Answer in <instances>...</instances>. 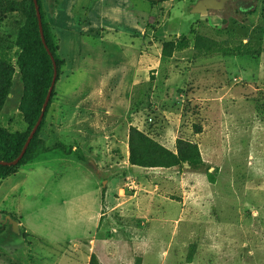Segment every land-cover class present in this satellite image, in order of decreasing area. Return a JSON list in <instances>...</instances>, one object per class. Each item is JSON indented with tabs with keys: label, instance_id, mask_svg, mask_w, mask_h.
I'll return each instance as SVG.
<instances>
[{
	"label": "rangeland",
	"instance_id": "obj_1",
	"mask_svg": "<svg viewBox=\"0 0 264 264\" xmlns=\"http://www.w3.org/2000/svg\"><path fill=\"white\" fill-rule=\"evenodd\" d=\"M57 1L55 33L48 24L57 80L67 62L77 101L114 127L97 158L80 163L98 193L73 170L36 197L16 190L29 233L16 216L3 224L0 264H87L92 253L100 264H264V0L204 12L192 10L199 0H40L44 19ZM26 6L0 0V61L13 68L0 112L8 132L26 130L31 108L16 65ZM164 41L174 42L168 58ZM57 80L41 129L54 118ZM84 114L91 128L102 121ZM130 126L170 150L178 138L195 143L204 166L130 165Z\"/></svg>",
	"mask_w": 264,
	"mask_h": 264
},
{
	"label": "trees",
	"instance_id": "obj_2",
	"mask_svg": "<svg viewBox=\"0 0 264 264\" xmlns=\"http://www.w3.org/2000/svg\"><path fill=\"white\" fill-rule=\"evenodd\" d=\"M36 1L39 7L45 43L48 51L53 57L56 67V81L63 62L59 59L57 54L58 47L53 42L52 36L48 30V24L44 19L41 2L40 0ZM21 9L25 14L26 19L17 36L19 53L17 55L16 65L21 75L24 87L27 92L32 93L31 108L26 116L27 128L24 132H8L0 129V161L2 162H11L19 155L31 128L40 114L42 104L53 76L52 61L40 39L33 0H27V6ZM173 48L174 42H162L160 51L161 56L164 58L170 57ZM245 54H248V52L242 48H238L236 50V55ZM12 74L13 68L0 61V112L11 91ZM52 95L53 90L51 91L50 98ZM50 98L46 105L43 118L18 163L15 165L0 164V180L15 174L20 167L34 160L40 154L52 151L61 152L63 155L78 163H88L89 165V159L79 149H73L72 146H66L60 141H57L52 145H46L44 140L39 137V131L43 124ZM127 145L128 163L132 166L165 169L172 167L181 168L184 164L194 169L204 166V162L201 159L197 145L182 138L176 139L175 149L170 150L156 142L148 135L144 134L142 131L138 130L136 127L130 126L127 135ZM104 193L105 187H102V199L104 197ZM4 228L5 226L0 228V233ZM87 264H100V262L98 261L96 255L92 253L89 256Z\"/></svg>",
	"mask_w": 264,
	"mask_h": 264
},
{
	"label": "crops",
	"instance_id": "obj_3",
	"mask_svg": "<svg viewBox=\"0 0 264 264\" xmlns=\"http://www.w3.org/2000/svg\"><path fill=\"white\" fill-rule=\"evenodd\" d=\"M57 7L58 1L53 9L48 12L47 18H45L46 23L50 25L53 32L52 12ZM67 67V62H65L62 73L55 85L56 99L58 100L51 113L54 118L50 117L48 119L45 126L41 129L40 137L46 145H52L60 141L66 146H72L73 149H79L91 161L90 159L97 158L95 152H99L100 148L106 145L107 140H109L107 136L111 134V127H114V123L111 125L110 120L112 118L101 114V110H98L101 111L98 113L97 109L91 108L93 110H90V107H83L82 102L77 101L75 95L79 94L77 92L79 86L71 82L75 69L66 70ZM68 95H72L71 100L70 97H67ZM84 110L93 111L94 114L100 115L99 117H101L102 121L99 120V123H96L91 128L86 124L87 117L84 114ZM66 170H73L84 175L83 177L90 182L94 192L98 193L96 178L80 163L58 151L40 154L34 160L20 167L15 174L0 180V226L2 227L6 221L11 222V218L13 219L16 216V219L14 218L16 223L14 224L23 227L28 232L21 217H18L15 201H13L16 196V190L25 196L36 197L41 191L46 189L50 180L58 182L64 178ZM74 206L77 209L80 208V206ZM96 211L97 208L94 212ZM2 213L5 214L3 215Z\"/></svg>",
	"mask_w": 264,
	"mask_h": 264
},
{
	"label": "water",
	"instance_id": "obj_4",
	"mask_svg": "<svg viewBox=\"0 0 264 264\" xmlns=\"http://www.w3.org/2000/svg\"><path fill=\"white\" fill-rule=\"evenodd\" d=\"M149 1H154V2H159V1H163V0H149ZM226 0H199L196 2V4L193 6L192 10L195 11V12H204L206 11L207 9H216V8H220L223 6L224 2ZM33 3H34V8H35V14H36V18H37V23H38V27H39V34H40V39H41V42L42 44L44 45V48L47 50L49 56H50V59L52 61V65H53V76H52V80H51V84L49 86V89H48V92L45 96V99H44V102L42 104V108H41V111H40V114L35 122V124L33 125V127L31 128L27 138H26V141L19 153V155L11 162H2L0 161V164H3V165H15L18 163V161L21 159V157L23 156L25 150H26V147L27 145L29 144L30 140L32 139L33 135L35 134L42 118H43V114H44V111H45V108H46V105L48 103V100L50 98V94H51V91L53 89V86L55 84V78H56V67H55V63H54V60H53V57L52 55L50 54V52L48 51L47 49V46H46V43H45V39H44V35H43V31H42V26H41V17H40V12H39V7L37 5V1L36 0H33Z\"/></svg>",
	"mask_w": 264,
	"mask_h": 264
}]
</instances>
